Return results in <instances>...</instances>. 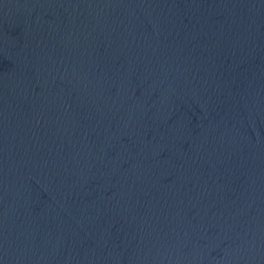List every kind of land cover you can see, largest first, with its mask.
Wrapping results in <instances>:
<instances>
[{"label":"water","instance_id":"95a60500","mask_svg":"<svg viewBox=\"0 0 264 264\" xmlns=\"http://www.w3.org/2000/svg\"><path fill=\"white\" fill-rule=\"evenodd\" d=\"M0 264H264V0H0Z\"/></svg>","mask_w":264,"mask_h":264}]
</instances>
